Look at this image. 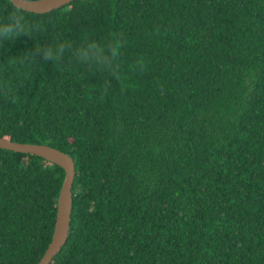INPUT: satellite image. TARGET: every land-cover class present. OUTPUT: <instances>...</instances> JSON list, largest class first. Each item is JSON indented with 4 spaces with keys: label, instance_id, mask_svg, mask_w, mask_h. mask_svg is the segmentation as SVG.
Wrapping results in <instances>:
<instances>
[{
    "label": "trees",
    "instance_id": "1",
    "mask_svg": "<svg viewBox=\"0 0 264 264\" xmlns=\"http://www.w3.org/2000/svg\"><path fill=\"white\" fill-rule=\"evenodd\" d=\"M25 15L48 31L4 42L0 75L56 35L120 33L124 62L144 63L103 100L105 76L68 56L0 95V137L75 165L68 237L50 264H264V0H74ZM63 178L0 148V264L38 263Z\"/></svg>",
    "mask_w": 264,
    "mask_h": 264
},
{
    "label": "clouds",
    "instance_id": "2",
    "mask_svg": "<svg viewBox=\"0 0 264 264\" xmlns=\"http://www.w3.org/2000/svg\"><path fill=\"white\" fill-rule=\"evenodd\" d=\"M7 14L0 18V46L6 41H17L21 37L32 39L34 35H44L48 29L41 23L33 22L26 15L25 0H7ZM52 43L38 44L31 50L22 51L9 58L4 65V73L0 75V95L11 97L17 86H22L35 66L43 62L62 65L68 56L76 65L89 67L105 76L99 91V99L103 100L112 89V82L118 84L121 93L124 91L126 75L144 70V63L136 59L128 66L124 62V49L127 41L120 33L104 38H96L84 33L80 42L74 44L63 40L59 35L52 36ZM12 75L9 77L7 73Z\"/></svg>",
    "mask_w": 264,
    "mask_h": 264
},
{
    "label": "water",
    "instance_id": "3",
    "mask_svg": "<svg viewBox=\"0 0 264 264\" xmlns=\"http://www.w3.org/2000/svg\"><path fill=\"white\" fill-rule=\"evenodd\" d=\"M72 1L74 0H25L26 11L46 13L70 4ZM0 148L24 154H34L60 166L64 170V178L57 198L52 237L37 263L50 264L52 259L61 251L68 237L73 200L72 187L75 176L73 159L65 152L46 144L13 142L2 137H0Z\"/></svg>",
    "mask_w": 264,
    "mask_h": 264
}]
</instances>
